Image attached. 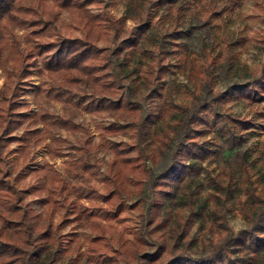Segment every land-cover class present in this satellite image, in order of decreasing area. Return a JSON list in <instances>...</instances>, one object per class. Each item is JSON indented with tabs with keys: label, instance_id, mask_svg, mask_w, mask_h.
Segmentation results:
<instances>
[{
	"label": "trees",
	"instance_id": "trees-1",
	"mask_svg": "<svg viewBox=\"0 0 264 264\" xmlns=\"http://www.w3.org/2000/svg\"><path fill=\"white\" fill-rule=\"evenodd\" d=\"M26 1L0 0V38L12 37L20 54L19 67L10 73V87L7 81L0 87V156L2 145L11 140L7 137L9 127L18 123L22 107L18 96L25 92L23 83L31 68L26 59L36 57L40 62L34 61L35 67L61 78L58 93L73 96L90 92L101 96L96 107L130 117L132 143L106 137L124 133V125H109L101 133L116 159L137 175L143 213L142 224L135 229L133 254L127 256L129 264H264V182L252 177L245 152H237L234 174L223 171L224 175H213L206 167L218 160L223 150L230 151L236 141H244L240 128L249 129L254 124L228 111L232 94L251 108L264 109V62L259 74H248L245 82L232 83L231 91L216 92L211 84L219 65L211 58L209 69L204 70L205 83L184 91L188 102L175 103L169 89L161 84L168 70L166 61H176L180 69L193 62L189 41L194 28L207 27L211 17L223 11L225 0H128L125 19L134 24L131 30H125L123 22L111 15L91 14L80 0H32L25 6ZM41 2L48 3L45 18L35 13L36 4ZM155 7L163 8L167 15L164 33L150 21V10ZM61 11L88 27L83 38L56 36L54 24ZM100 24L109 26L114 47L94 43L91 32ZM14 26L30 28L23 59L14 39ZM226 57L221 65L231 66L238 60L231 53ZM141 92L146 93L144 106ZM59 122L78 126L68 120ZM222 141L225 148H221ZM132 152L136 155L128 157ZM80 165L89 168L85 161ZM107 179L113 186L97 198L111 205L121 195V179L118 174ZM85 191L96 197L92 189ZM233 205L245 224L237 231L227 219ZM73 210L94 233L89 250L99 258L98 264H116L117 256L100 252L98 246L113 228L110 222L118 217V209L103 208L94 214L85 205L76 204ZM151 244L155 249L150 254L138 250ZM65 257L55 230L39 223L37 213L0 166V264H63Z\"/></svg>",
	"mask_w": 264,
	"mask_h": 264
},
{
	"label": "rangeland",
	"instance_id": "rangeland-1",
	"mask_svg": "<svg viewBox=\"0 0 264 264\" xmlns=\"http://www.w3.org/2000/svg\"><path fill=\"white\" fill-rule=\"evenodd\" d=\"M80 1L87 5L91 14L111 15L113 19L123 22L125 30L133 29L134 24L125 19L128 0ZM224 2L223 11L212 16L207 27L194 28L189 41L193 62L186 65L185 69H180L175 66L176 61H166L168 70L161 84L169 89L175 103L188 102L184 91L205 83L204 70L209 69L211 58L216 59L219 65L211 84L213 91H231L232 83H243L248 74H259L264 62V0ZM31 3L32 0H27L23 4L29 6ZM47 4H36L35 13L39 18H45L43 15L47 12ZM150 21L157 31L165 32L168 23L163 8L150 10ZM54 25L56 36L62 38H83L88 31L87 26L78 24L77 18L66 11L59 13ZM29 31V27H13L21 59L27 52L29 43L25 35ZM111 33L109 26L103 24L95 26L91 32L97 47H114L115 37ZM7 39L0 38V87L5 81L7 85L10 84V73L19 67L20 54L15 51L13 38ZM230 53L238 58L237 62L231 66L221 65L224 55L226 57ZM26 60L31 68L23 83L25 92L18 96L22 107L18 111V123L8 129L7 137H11V140H6L2 145L1 168L8 172L10 179L21 190L25 202L37 213L39 223L55 230L61 239L66 255L63 264L99 263L96 254L89 250L94 233L83 225L82 219L74 212L73 206L76 204L85 205L94 214L103 208L118 209V217L110 222L113 228L105 233V239L98 249L106 255H116V264H129L127 256L133 254L137 242L135 229L142 224L143 213L136 184L137 175L124 168L116 159L114 152L102 140L101 133L109 125H124V133L106 134V137L110 141L132 143L130 117L102 109L99 105L96 107L101 96H92L90 92L73 96L58 93L57 84L61 78L41 72L35 67L34 61L40 62L38 58L28 57ZM6 94L10 96L11 91ZM106 96L111 99L119 97ZM145 97L146 93L139 94L143 106L147 103ZM226 108L233 115L254 124L249 129L240 128L239 131L245 134L244 141H236L237 144L230 151L223 150L218 160L206 164L207 169L213 175H224L223 171L234 174L239 161L237 152H245L251 162L252 177L260 183L264 182V109L251 108L234 94ZM62 120L78 126L73 128L62 125L59 122ZM225 147L222 141L221 148ZM135 155L132 152L128 157ZM83 161L89 164V168L80 167ZM116 174L121 179V195L108 205L97 196L108 192L113 183L107 177ZM85 188L92 189L96 197L88 196ZM258 189L262 190L263 186ZM202 194L205 196L206 192ZM227 219L233 231L245 225L235 205L228 212ZM194 233L195 226H192L190 234ZM154 249L152 244L138 248L140 252L145 250L149 254Z\"/></svg>",
	"mask_w": 264,
	"mask_h": 264
}]
</instances>
